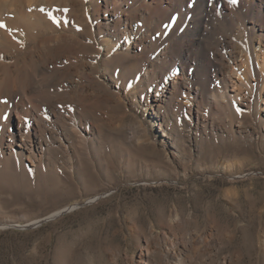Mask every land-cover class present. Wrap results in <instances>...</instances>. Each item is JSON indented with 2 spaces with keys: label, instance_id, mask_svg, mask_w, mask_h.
Segmentation results:
<instances>
[{
  "label": "rangeland",
  "instance_id": "374dc122",
  "mask_svg": "<svg viewBox=\"0 0 264 264\" xmlns=\"http://www.w3.org/2000/svg\"><path fill=\"white\" fill-rule=\"evenodd\" d=\"M82 1L75 13L58 0L37 7L78 32L58 61L51 50L35 58L83 98L54 106L76 132L25 166L0 165V264H264V83L241 66L171 95V71H145L156 38L105 45L103 1ZM240 28L231 42L247 39ZM33 45L0 60L12 66ZM169 220L183 262L166 253ZM148 245L151 263L140 258Z\"/></svg>",
  "mask_w": 264,
  "mask_h": 264
},
{
  "label": "bare ground",
  "instance_id": "6f19581e",
  "mask_svg": "<svg viewBox=\"0 0 264 264\" xmlns=\"http://www.w3.org/2000/svg\"><path fill=\"white\" fill-rule=\"evenodd\" d=\"M54 1L57 3V0H0V52H22L26 42L34 43L23 59L12 66L4 62L6 56H1L2 167L9 164L15 168L25 166L27 159L41 157L45 142L61 139L62 133L70 135L76 132L72 116H61L54 106L60 95L72 102L77 95L82 97L83 94L75 93L72 86L60 81L57 67L50 69L35 58L38 49L51 50L58 54V61L64 52L71 53L80 42L76 30L66 24L57 25L46 16L47 13L37 9L40 3L50 5ZM58 1L69 6L74 13L84 4L82 0ZM102 1L99 10H104L105 17L98 26L100 31L112 29L110 34H104L102 43L109 45L111 38L121 35L130 49L137 41L147 43V39L156 38L159 48L150 50L145 71H171L165 79L166 83L172 84L171 95L178 93L182 82L193 85L194 80L207 90L208 81L216 82L217 78H223L229 72L238 73L241 66L254 73L257 83H264V0H236L235 3L232 0ZM87 11L85 8V15ZM239 26H242L241 34H245L247 39L244 43L238 42L239 39L231 42L230 32ZM161 29L165 32L159 37ZM243 80L242 77L237 81L246 84ZM155 91L156 101L162 102L159 88L156 87ZM60 213L55 212L48 218ZM43 219H36L31 224ZM175 228L169 220L162 241L167 255L183 262L180 255L184 244L177 232L172 233ZM170 233L171 238L168 236ZM152 257L153 251L148 245L140 258L151 263Z\"/></svg>",
  "mask_w": 264,
  "mask_h": 264
},
{
  "label": "snow or ice",
  "instance_id": "6c2138e0",
  "mask_svg": "<svg viewBox=\"0 0 264 264\" xmlns=\"http://www.w3.org/2000/svg\"><path fill=\"white\" fill-rule=\"evenodd\" d=\"M232 2H233V3H235V2H236V0H232Z\"/></svg>",
  "mask_w": 264,
  "mask_h": 264
}]
</instances>
